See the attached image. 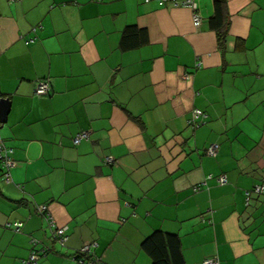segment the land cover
Masks as SVG:
<instances>
[{
  "label": "crops",
  "instance_id": "crops-1",
  "mask_svg": "<svg viewBox=\"0 0 264 264\" xmlns=\"http://www.w3.org/2000/svg\"><path fill=\"white\" fill-rule=\"evenodd\" d=\"M195 1L198 26L158 0H0V141L15 160L9 181L0 162V264L42 247L36 264H78L91 241L90 264H152L154 229L178 234L184 264H264V194L246 202L264 180V0H226L221 46L213 0ZM193 108L207 114L194 128Z\"/></svg>",
  "mask_w": 264,
  "mask_h": 264
},
{
  "label": "built area",
  "instance_id": "built-area-1",
  "mask_svg": "<svg viewBox=\"0 0 264 264\" xmlns=\"http://www.w3.org/2000/svg\"><path fill=\"white\" fill-rule=\"evenodd\" d=\"M148 1V0H146ZM159 3H171L174 6H186L191 9L192 11V21L193 24L198 26L201 23V16L198 12L197 3L195 0H158ZM33 30L35 28H32ZM34 37H28L27 41H33ZM200 63L197 62L195 66H198ZM184 76H188V74H185ZM50 90V83L47 79L39 80L34 87V92L36 94H45L48 93ZM207 117V114L205 111H203L200 108H193L190 112V116L188 118V122L190 125L194 128L203 122H205V118ZM89 133L86 130H82L78 133H76L72 141L74 144L78 143L83 138H88ZM216 144H210L206 151L209 154L214 155L216 152ZM12 148L6 146L3 142L0 141V162H1V168H2V176L4 180L9 181L10 180V172L9 169L15 164V160L11 156ZM107 161H111V157L105 158ZM218 182H225L226 176L225 174H219L217 177ZM199 188V185L194 186V189ZM264 191V183H257L253 186L252 189L246 191V202L248 203L251 195L253 192L261 193ZM37 211L41 213L48 224V227L52 230V234L55 238V240L60 245H65V242L68 239V233L67 229L68 227L66 225H59L57 224L56 220L54 219L51 212L48 210V206L46 204H39L37 206ZM209 221V219H208ZM23 222L21 220H15V221H8L6 223L7 227H11L15 230H18L22 226ZM95 245L94 241L91 242H85L82 244V246L78 249L76 253V259L78 264H84V263H91V260H86L83 258L84 255L89 254L92 252V246ZM47 249L45 247H42L39 249L33 248V250L30 252L28 258L24 261V264H36L37 259L40 255H44L46 253ZM202 264H219V260L217 257H210L205 258L202 261Z\"/></svg>",
  "mask_w": 264,
  "mask_h": 264
},
{
  "label": "trees",
  "instance_id": "trees-1",
  "mask_svg": "<svg viewBox=\"0 0 264 264\" xmlns=\"http://www.w3.org/2000/svg\"><path fill=\"white\" fill-rule=\"evenodd\" d=\"M208 22L210 27L217 32L219 45H223L227 31L226 0H213V13L208 18ZM134 27V25L127 26L126 29L129 30ZM258 183H264V180ZM253 194H264V191L261 193L253 192ZM141 247L150 256L152 264H184L180 238L177 233L154 229L142 240Z\"/></svg>",
  "mask_w": 264,
  "mask_h": 264
},
{
  "label": "water",
  "instance_id": "water-1",
  "mask_svg": "<svg viewBox=\"0 0 264 264\" xmlns=\"http://www.w3.org/2000/svg\"><path fill=\"white\" fill-rule=\"evenodd\" d=\"M9 109V98L0 97V122L4 121Z\"/></svg>",
  "mask_w": 264,
  "mask_h": 264
}]
</instances>
